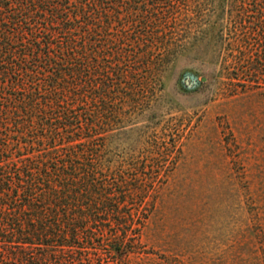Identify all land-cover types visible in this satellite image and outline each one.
Listing matches in <instances>:
<instances>
[{
  "label": "rangeland",
  "instance_id": "374dc122",
  "mask_svg": "<svg viewBox=\"0 0 264 264\" xmlns=\"http://www.w3.org/2000/svg\"><path fill=\"white\" fill-rule=\"evenodd\" d=\"M169 1L130 0L158 16L141 45L127 27L137 71L95 106L94 158L132 191L127 225L94 226L73 264H264V0ZM101 4L119 45L127 9Z\"/></svg>",
  "mask_w": 264,
  "mask_h": 264
},
{
  "label": "trees",
  "instance_id": "16d2710c",
  "mask_svg": "<svg viewBox=\"0 0 264 264\" xmlns=\"http://www.w3.org/2000/svg\"><path fill=\"white\" fill-rule=\"evenodd\" d=\"M102 1L0 0V264H73L94 226L127 225L132 191L94 158L95 106L111 74L129 85L137 63L121 42L136 25L145 43L159 3L133 18L130 0H115L127 9L118 45ZM112 240L124 253L128 231Z\"/></svg>",
  "mask_w": 264,
  "mask_h": 264
}]
</instances>
